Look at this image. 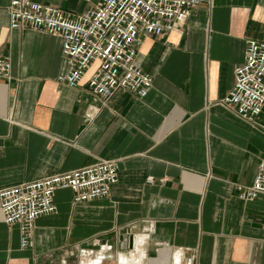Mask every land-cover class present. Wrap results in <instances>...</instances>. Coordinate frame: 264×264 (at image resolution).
<instances>
[{
  "label": "crops",
  "instance_id": "obj_1",
  "mask_svg": "<svg viewBox=\"0 0 264 264\" xmlns=\"http://www.w3.org/2000/svg\"><path fill=\"white\" fill-rule=\"evenodd\" d=\"M10 1L0 0V56L11 64L0 86V190L103 160L116 163L118 183L80 205L58 191L57 212L36 221L25 250L0 212V264H264V196L238 192L264 157V110L254 127L222 104L248 41L264 42V0H204L170 33L143 36L136 63L153 78L148 95L107 102L86 84L97 63L78 87L59 82L61 40L9 29ZM32 1L68 17L102 2Z\"/></svg>",
  "mask_w": 264,
  "mask_h": 264
},
{
  "label": "built area",
  "instance_id": "obj_2",
  "mask_svg": "<svg viewBox=\"0 0 264 264\" xmlns=\"http://www.w3.org/2000/svg\"><path fill=\"white\" fill-rule=\"evenodd\" d=\"M204 0H102L95 10L68 17L56 7L32 0H11L9 29L32 30L58 37L67 71L59 82L80 85L86 71L97 63L87 87L94 99L107 102L121 91L144 99L153 78L136 63L143 36H162L183 25ZM11 64L0 56V86L10 78ZM222 104L241 120L258 127L264 110V42L248 41L243 62L234 69V84ZM90 119L91 114H86ZM118 183L114 161L103 160L83 169L58 174L0 190L4 223L19 228V246L32 247L35 223L57 212L55 195L69 191L72 203L80 205L105 199ZM240 197L253 201L264 196V157L250 187H238ZM104 247H102V250ZM110 250V247L108 248ZM92 250H81L83 259ZM104 256L92 258L101 262ZM194 257L185 258L193 264Z\"/></svg>",
  "mask_w": 264,
  "mask_h": 264
},
{
  "label": "water",
  "instance_id": "obj_3",
  "mask_svg": "<svg viewBox=\"0 0 264 264\" xmlns=\"http://www.w3.org/2000/svg\"><path fill=\"white\" fill-rule=\"evenodd\" d=\"M126 234H127V231H121L120 232V236H119V241L120 242H123L125 240V235ZM133 244H134L133 237H129V239H128V247L129 248H133Z\"/></svg>",
  "mask_w": 264,
  "mask_h": 264
},
{
  "label": "bare ground",
  "instance_id": "obj_4",
  "mask_svg": "<svg viewBox=\"0 0 264 264\" xmlns=\"http://www.w3.org/2000/svg\"><path fill=\"white\" fill-rule=\"evenodd\" d=\"M135 243L139 244V243H141V241L136 240ZM120 261H121V264H128V258L127 257L121 256ZM94 262L93 261L91 262V260H90V261H87L86 264H99V262H95V263Z\"/></svg>",
  "mask_w": 264,
  "mask_h": 264
},
{
  "label": "rangeland",
  "instance_id": "obj_5",
  "mask_svg": "<svg viewBox=\"0 0 264 264\" xmlns=\"http://www.w3.org/2000/svg\"><path fill=\"white\" fill-rule=\"evenodd\" d=\"M87 263V262H86Z\"/></svg>",
  "mask_w": 264,
  "mask_h": 264
}]
</instances>
